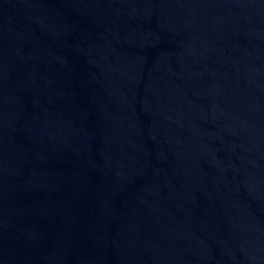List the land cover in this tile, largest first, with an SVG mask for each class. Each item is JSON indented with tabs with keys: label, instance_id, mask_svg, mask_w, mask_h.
<instances>
[{
	"label": "water",
	"instance_id": "1",
	"mask_svg": "<svg viewBox=\"0 0 264 264\" xmlns=\"http://www.w3.org/2000/svg\"><path fill=\"white\" fill-rule=\"evenodd\" d=\"M0 264H264V0H0Z\"/></svg>",
	"mask_w": 264,
	"mask_h": 264
}]
</instances>
